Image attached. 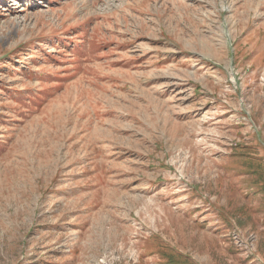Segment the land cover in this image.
I'll return each instance as SVG.
<instances>
[{"label": "rangeland", "instance_id": "374dc122", "mask_svg": "<svg viewBox=\"0 0 264 264\" xmlns=\"http://www.w3.org/2000/svg\"><path fill=\"white\" fill-rule=\"evenodd\" d=\"M264 264V0H0V264Z\"/></svg>", "mask_w": 264, "mask_h": 264}, {"label": "trees", "instance_id": "16d2710c", "mask_svg": "<svg viewBox=\"0 0 264 264\" xmlns=\"http://www.w3.org/2000/svg\"><path fill=\"white\" fill-rule=\"evenodd\" d=\"M164 256L166 257L165 264H198L181 253H164Z\"/></svg>", "mask_w": 264, "mask_h": 264}]
</instances>
